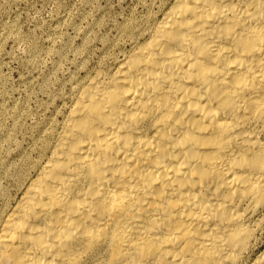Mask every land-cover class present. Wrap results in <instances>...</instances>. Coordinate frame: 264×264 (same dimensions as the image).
<instances>
[{
    "label": "bare ground",
    "instance_id": "bare-ground-1",
    "mask_svg": "<svg viewBox=\"0 0 264 264\" xmlns=\"http://www.w3.org/2000/svg\"><path fill=\"white\" fill-rule=\"evenodd\" d=\"M155 6L15 171L0 264H264V0Z\"/></svg>",
    "mask_w": 264,
    "mask_h": 264
},
{
    "label": "rangeland",
    "instance_id": "rangeland-1",
    "mask_svg": "<svg viewBox=\"0 0 264 264\" xmlns=\"http://www.w3.org/2000/svg\"><path fill=\"white\" fill-rule=\"evenodd\" d=\"M162 1L172 0H0V205L71 80Z\"/></svg>",
    "mask_w": 264,
    "mask_h": 264
}]
</instances>
